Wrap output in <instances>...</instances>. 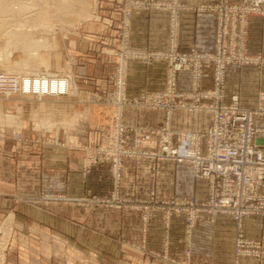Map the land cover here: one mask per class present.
<instances>
[{
  "label": "rangeland",
  "instance_id": "rangeland-1",
  "mask_svg": "<svg viewBox=\"0 0 264 264\" xmlns=\"http://www.w3.org/2000/svg\"><path fill=\"white\" fill-rule=\"evenodd\" d=\"M48 1L35 0L29 5L28 0L23 1L26 2L23 7H28V10L24 8L25 12L30 13L38 7L47 6L45 13L49 14L48 18L27 17L24 19L26 26L17 32H22L23 39L38 41L36 45L33 43L34 47L24 50L15 45L13 39L4 35L1 31L3 26H0V71L14 70L21 67L22 63L29 62L28 66H38V75L45 71L46 75L42 76L44 78L50 76L55 79V74L61 77V74L67 73L70 93L65 97H42L41 100L37 97L17 99L19 97L15 98V95L5 98L17 103L13 106L11 102V107L5 108V111L1 108L0 101V137L5 129L8 134L13 133V128L21 130L23 127L21 135L35 136L53 144H64L72 154H79L80 162L77 163L76 157H70V170H64V159L52 163L55 174H60L62 168L63 172L70 175L65 184L66 193L56 191L61 187L59 183H55V191L39 189L35 193L25 192L15 196L16 203L30 208L26 211L34 220H25L15 210L7 207L0 209V218L14 212L13 218L21 222L24 234H29L30 227H33L66 241H53L57 244H53L51 259L46 252L40 251L43 264H177L178 259L170 255L171 238L174 235L177 239L182 232L187 236L191 235L188 223L186 226L169 224L166 222L168 212L164 208L131 205L134 198L141 202L149 199L146 189L139 190L140 185L137 184L135 190L138 189V192L132 194V186L130 189L124 186L122 179L115 184L107 161L92 164L89 172L84 173L87 158L85 147L96 143L102 133L110 131L117 110L115 86L118 77L122 78L121 81L128 90V84L135 76L134 70L140 64H151L153 61L150 58H154L155 53L164 56L175 48L179 54H207L215 65L223 64L225 74L232 65L252 66L258 72L263 71L264 0H86L89 5L84 15L62 16V19H59L61 16L55 10L48 7ZM141 11L159 16L158 19L163 23L164 15H167L165 48L156 50L145 44H135L132 36L136 35L131 32V25L133 16ZM11 12H7L0 20L6 22L7 19L5 24H10L13 18ZM186 13L194 14V17H183ZM145 16L143 14L137 22L143 20L147 23L148 18ZM188 24L192 25V34L185 27ZM190 36L194 40L192 46L186 51L180 50V43ZM114 42L117 43L116 48ZM62 50L66 52L63 61L59 57ZM52 51L57 52V57L53 56L51 63L46 54ZM29 52L34 54L28 55ZM93 54L100 58L95 61L80 59L92 58ZM246 58H253L254 63L245 60ZM15 61L20 62L17 64ZM85 61L87 71L77 81L78 78H74L72 72L77 67L84 66ZM68 63L70 68L66 67ZM164 64L166 67V61ZM85 106L96 109L94 114H88L87 110L80 112ZM198 114L200 113L196 114L194 121L197 124L201 122V126L205 125L207 113ZM190 117L194 119L192 115ZM105 163L109 164L111 189L104 183L108 181L104 166L99 167V171H103V178H100L103 182L94 185L95 182L92 184L89 181L93 166ZM135 168L134 165L133 169L137 170ZM165 170L172 172L173 169L168 165ZM77 172L79 183L76 179ZM162 181L171 184L169 178L164 177ZM187 188L180 182V190L185 191ZM4 197L6 196L0 193V202ZM158 198L165 197L159 194ZM175 215L179 214L170 213L169 220ZM183 215L187 219V215ZM11 230L5 233L2 228L0 232V264H16L13 260L16 253L12 251L9 238ZM4 236H7L6 241H2ZM190 243L192 244L191 239L188 246ZM196 244L201 250V245L205 244L204 239L196 236ZM18 260L19 255L17 262ZM242 260L244 264H264V256H235L234 238L233 262L241 264Z\"/></svg>",
  "mask_w": 264,
  "mask_h": 264
},
{
  "label": "built area",
  "instance_id": "built-area-1",
  "mask_svg": "<svg viewBox=\"0 0 264 264\" xmlns=\"http://www.w3.org/2000/svg\"><path fill=\"white\" fill-rule=\"evenodd\" d=\"M167 54L155 53L154 58H150L167 63L165 86L161 91L142 89L136 97L127 98L126 84L118 77L115 86L117 110L110 131L102 133L96 143L85 147L84 173L89 172L92 164L107 161L117 184L122 179L125 160L134 162L136 166L148 162L152 181L147 189L149 199L141 202L134 198L131 205L164 208L168 212L166 222H169L172 212L186 214L188 228L203 213L210 219L218 214H229L236 223L235 256H264V222L261 224L262 236L257 239L248 238L243 227L244 218L248 216L264 217V146L255 141L256 135L264 130L255 124L256 117H264V90L258 91L253 108L241 106L238 94H232L226 101L223 64L215 65L207 54H179L175 48ZM245 60L254 63L253 58ZM207 71L211 72L212 85L209 88L203 87ZM180 72L190 74L188 90L177 88ZM44 75L21 79L23 75L0 71V94L9 98L26 96L32 91L34 97L41 100L42 97L57 98L68 93L58 74L54 80L50 76L37 77ZM36 78L45 79L39 80L38 85H54L55 89L37 94L34 91ZM127 106L161 111L163 122L155 128L126 124L123 116ZM178 110L188 114L207 113L210 124L198 131L174 128L171 117ZM162 162L189 165L194 184L200 183L199 188L206 184V196L200 198L193 194L159 199L155 176ZM135 187L133 184L132 194H136Z\"/></svg>",
  "mask_w": 264,
  "mask_h": 264
},
{
  "label": "crops",
  "instance_id": "crops-1",
  "mask_svg": "<svg viewBox=\"0 0 264 264\" xmlns=\"http://www.w3.org/2000/svg\"><path fill=\"white\" fill-rule=\"evenodd\" d=\"M143 14H145V17L148 18L147 23L143 20L138 23L137 19L141 18ZM183 15V17L187 18L194 17V14L191 13ZM158 17L159 16L148 14L147 11H141L133 16L131 32L133 35H136V37L132 36V38L135 39L136 45L145 44L147 47L154 48L156 50L166 47L165 19L167 15H164V23L159 20ZM185 27L189 29L188 33L192 34V25L188 24L185 25ZM88 40H90V38ZM193 42V37L190 36L186 41L184 40L180 43V50L186 51L190 48V46H192ZM114 47H117L116 42H114ZM56 54L57 52L53 51L46 54L50 58L49 60L51 63L53 61V56L57 57ZM47 56L46 59L48 58ZM65 56L66 52L62 50L59 55V57H62V61ZM85 57L89 56L85 55ZM98 58L100 57L95 54H93L92 58L80 57V59L86 61H95V59ZM86 61L84 66L77 67V69L72 72L74 73L72 74L73 77L78 78L77 81H79L81 78L80 76H84L85 71H87ZM70 63L66 65L67 68H70ZM165 68L164 61L159 60H154L151 64H140L138 69L134 70L135 76L128 84V90L126 87V95L133 97L137 96L142 89L147 91L163 90L165 86ZM60 76L69 77L67 73L61 74ZM211 85V72L207 71L203 79V87L209 88ZM177 88L179 90H188L190 88L189 72H180L178 74ZM262 89L264 90V70L258 72L256 71V68L252 66L236 65H232L227 68L226 101H229L232 94H238L241 106L253 108L257 103L258 91ZM73 91L74 89H72V92ZM0 96L1 108L5 111V108L11 107L10 104L13 101L5 100L2 95ZM17 97L15 96L17 99H20V97L32 98L34 96L27 95ZM14 102L13 106L17 104ZM18 105L23 106L21 104ZM85 110L88 111V114L93 115L96 109L85 106L80 110V112H84ZM199 113L200 114L198 115H201L203 112ZM196 114H188L183 110L176 111L171 117L172 127L195 131L204 130L210 124V116L209 114H205L207 122L205 125L201 126V122L197 124V122L194 121L196 120ZM190 115H192L194 119L191 118ZM187 117H190L189 120H187ZM123 120L126 124H138L148 128H155L162 124L163 113L147 107L137 108L127 106L124 110ZM255 124L264 129V117H256ZM14 129L15 128H13V133L10 132L8 134L5 129L3 131V135L0 137V193L6 196L0 202V209L3 208L4 210V208L7 207L15 210L20 216H22L21 218L25 220H34V217L26 211V209L30 208L27 206L25 207L23 204L16 203L14 201L15 196L25 192L35 193L39 189H45L46 191L56 190L66 193L65 184L68 183L70 175L63 172L62 168L60 174H55L52 163H56V161L58 162L59 159H64V170H70L71 163H69V158L76 157L77 163L80 162V158L79 154H72V151H70V149L64 144H53V142H45L43 139L35 136L31 137L28 135H21L20 133L24 129L23 127L20 128L21 130ZM15 133L18 134L15 135ZM255 141L256 143L264 146V130L256 135ZM73 162H75V160ZM134 165L135 163L128 159L124 161L122 183L129 189L133 184L135 186L138 184L140 185L139 190L145 188V193H147V189L152 183L151 173L148 169L149 163L141 162L137 164V166L135 165L137 170L133 169ZM168 165L172 166V172L165 170ZM100 166H104L106 168L108 181H105L104 183L107 184L108 189H111L112 181L111 177H109L108 168L110 166L108 163L93 166L94 168L90 174L89 181L92 184L95 182L94 185H100L103 182L100 179L103 178V171H99ZM78 177L79 174L77 172V183H79ZM164 177L165 179H171V184L169 182L162 181ZM193 181L192 170L190 166L185 163L175 164L162 162L155 176V185L158 188L159 194L166 198H170L172 196L188 197L193 194L197 197L204 198L206 196V184H204L202 188H199L200 183L195 182L194 184ZM180 182L188 187L187 190H180ZM55 183H59L61 188H53ZM136 192H138V189ZM165 193H170V195H166ZM13 213H9L5 218H0V232L3 225L9 220L12 225V234L9 238L11 239L12 251H14L13 253H16L15 259H13L15 260V263L43 264L39 255V252L42 250L44 253L46 252L47 257L51 259L50 252L53 249V244H57V242L53 241H60L62 239L51 236L33 227H30L29 234H24L21 231V222L13 218ZM69 218L71 217L69 216ZM64 221L69 222L68 219H64ZM195 222L196 223H194V225L188 230L189 233L192 232V234L189 235V239L192 240V244L190 243V246H188L189 236H187L185 232L179 234L177 239L174 235L171 238L172 253L170 252V255L173 256V258L178 259L176 261L177 264H234L233 255L236 223L232 216L229 214H218L210 219L208 214H202ZM262 222H264V217L260 215L248 216L244 218L243 227L246 232V236L254 237L256 239L261 238ZM187 223V219L183 214L175 215L169 220V224L171 225L181 224L186 226ZM61 231L63 232L64 229H61ZM196 236L200 239H204L205 244L201 245V250H199L200 247L196 244ZM62 242L66 241L62 240ZM17 255H19L18 262ZM241 264H244V260L241 261Z\"/></svg>",
  "mask_w": 264,
  "mask_h": 264
},
{
  "label": "bare ground",
  "instance_id": "bare-ground-1",
  "mask_svg": "<svg viewBox=\"0 0 264 264\" xmlns=\"http://www.w3.org/2000/svg\"><path fill=\"white\" fill-rule=\"evenodd\" d=\"M23 1L24 0H0V18H2L3 15L7 14V12H10V11H12L11 15L13 17L9 22L10 24H5V23H7V19H5L6 22H4V20H0V22L2 23V25H0V26H3L1 28L2 30L1 29L0 30L2 32H4L5 36H7L10 39H13L15 45L21 46L24 50H28L30 46H31V48L34 47L36 45V42H38V41L32 42V41H30L31 39L30 40L23 39L24 36L21 34L22 32H20V34L22 36H20V34H18L19 33L18 31L20 30V28L22 29L23 26H26L24 23V19H26L27 17H32V16L38 17V18H40V16H47V18H48L49 14L45 13L46 12L45 7H47V6L38 7L36 9H34L33 11H35V13L33 11L30 13L25 12V10H28V7L27 8L23 7V4L26 5V2H23ZM34 1L35 0H28L27 4L29 5V4H31V2H34ZM45 3H46V1H45ZM53 4H54V6H53ZM47 5L49 8H52L61 16V17H59V19H62V16L84 15V12H85V10H87L89 3L86 0H52V2H51V0H49L47 2ZM24 8H25V10H24ZM53 15L55 16L56 14H53ZM41 20L45 21L44 18H41ZM34 51H35V49L32 52H34ZM30 53L31 52H29L28 55L34 54V53H31V54ZM15 62H17V64H19L20 61H15ZM27 64H30V63L29 62L22 63L21 67L16 68L14 70H11V69L4 70V72L14 73V74L19 75V76L23 75L21 79H23V78L27 79V77H29L30 75H38V66L37 67H34V65L28 66ZM41 72H43V71H41ZM44 74L46 75V73H44ZM42 78H44V77H42ZM42 78L41 79H38V78L35 79L36 83L34 86V91L39 95L45 91H49V89H53V90L55 89L54 85L52 87H50L49 84L47 86H45V85L40 86V84L38 85L37 82L39 83L40 82L39 80H45ZM59 79L62 80V85L64 86L65 90L67 92L70 91V85H68V84H70V81L67 80L66 77H62V76ZM52 80H54V79H52ZM48 82H49V80H47V83ZM30 89H32V88L30 87ZM68 93H70V92H68ZM33 94L34 93H32V91H30L28 94H26V96L27 95L35 96ZM11 226H12L11 222L8 220L3 225L2 228H3L4 232L7 233L8 231L11 230ZM6 237L7 236L2 237V241L3 240L6 241V239H7Z\"/></svg>",
  "mask_w": 264,
  "mask_h": 264
}]
</instances>
